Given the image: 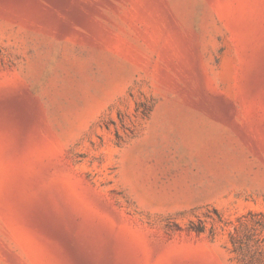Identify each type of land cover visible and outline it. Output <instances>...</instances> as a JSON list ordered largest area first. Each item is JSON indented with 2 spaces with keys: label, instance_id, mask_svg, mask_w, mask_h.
Listing matches in <instances>:
<instances>
[{
  "label": "rangeland",
  "instance_id": "374dc122",
  "mask_svg": "<svg viewBox=\"0 0 264 264\" xmlns=\"http://www.w3.org/2000/svg\"><path fill=\"white\" fill-rule=\"evenodd\" d=\"M0 264H264V0H0Z\"/></svg>",
  "mask_w": 264,
  "mask_h": 264
}]
</instances>
